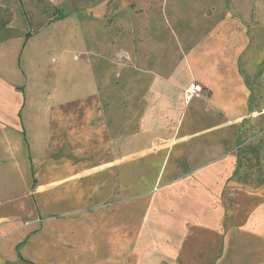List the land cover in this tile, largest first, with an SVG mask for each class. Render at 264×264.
<instances>
[{"label":"rangeland","instance_id":"obj_1","mask_svg":"<svg viewBox=\"0 0 264 264\" xmlns=\"http://www.w3.org/2000/svg\"><path fill=\"white\" fill-rule=\"evenodd\" d=\"M57 8L66 17L51 21ZM26 32L31 35L25 39ZM14 35L26 42L19 60L25 73L27 108L37 110L33 123L25 112L27 129L23 124L15 129L23 136L21 142L12 136L0 138V264H29L28 260L31 264H86L82 245L84 237L92 234L88 219L99 220L105 233H114L115 215L125 211L127 203L136 202L139 254L144 255L143 245L149 239H161L163 206L172 209L170 218L181 217V212L197 218V211L188 209L191 203L183 202L181 195L186 191L194 196L198 181L197 174L181 161L186 158V165L190 164L193 152L187 149L192 150L194 141H185L195 137V142L218 140L220 151L203 155L215 156L226 146L229 155L214 164L217 177L231 171L235 157L234 170L216 195L215 212L223 227L229 220L235 230L244 226L250 215L235 208L242 198L239 187L255 191L264 184V0H0V40ZM9 47L2 49L5 59H11L13 45ZM195 53L200 74L214 80L220 93L215 101L222 110L216 120L207 114L212 104L203 96L197 97L201 115L192 114L191 105L180 104L181 83L189 78L183 63ZM60 58L66 59V65L57 72ZM83 62H88L101 92L99 99L91 87L88 103L109 112L107 141L113 140L110 129L117 118L122 135L133 133L134 147L108 145L105 160L92 152L85 171L79 168L71 175L51 178L50 159L59 152L51 149L53 139L46 143L44 138L50 127L45 110L64 105L58 98L62 90H85ZM123 77L134 80L128 83L133 98L122 87L118 104L123 112L114 115V88ZM151 78L169 79L163 88L173 113L162 114V93L150 90ZM236 81L244 88L243 97ZM71 101L75 107L84 104L81 98ZM157 121H168L169 128L162 125L147 133L146 124ZM255 198L251 193L250 202H256ZM183 203L186 209L179 210ZM53 234L58 237L51 238ZM41 237L40 244L28 249L32 257L25 255L22 247ZM257 245L255 252L264 250V244ZM232 251L235 257L242 255L241 243H235ZM20 254L27 261L19 259ZM249 259L243 258L240 264ZM250 260L261 264L264 257L259 252ZM107 261L114 264L112 258Z\"/></svg>","mask_w":264,"mask_h":264},{"label":"crops","instance_id":"obj_2","mask_svg":"<svg viewBox=\"0 0 264 264\" xmlns=\"http://www.w3.org/2000/svg\"><path fill=\"white\" fill-rule=\"evenodd\" d=\"M25 43L26 42L22 41L21 37H15L0 43V58H4L2 49L13 45L11 48L13 50L10 56L11 59H0V138L2 140L7 139V137L10 139V136H12L14 140L22 141V134L15 129L20 126L22 127V124L24 126L23 117L25 118V112L30 114V123H33L36 119L33 114L37 109L33 106L27 108L28 91L24 79L25 73L19 60L20 52ZM196 51L197 49H195V52ZM61 54L66 56V59L72 60L69 54L62 52ZM15 58L17 59L15 60ZM66 59L63 62L61 58L58 59L57 72H62L65 68ZM81 65L83 66L82 81L88 83L85 90L79 93H73L71 92L73 90L68 88L62 90V92L60 91L61 93L58 94V98L65 102L64 105H54L49 108L48 111L45 110L49 116L47 124L50 125V127L46 131L44 138L46 139V143L49 138L53 139L51 142V149H55L56 154L59 152L56 158L50 159V169L52 171L50 172V174H52L50 175L51 178L71 175L77 172L79 168H82L81 171H85V168H87L90 163V153L92 152L97 153V159L105 160L104 151L105 147L108 145L116 147L125 146L129 143V148L134 147L133 133L129 132L122 135L117 118L115 119L114 127L110 129V132L113 133V140L110 142L109 140L107 141L108 138L105 136L107 130L105 123L107 121L106 114H109V112H107L104 106H99L96 109L91 107L88 103L91 87L97 92V97L99 99H101V92L97 89L98 82L91 78L88 62H83ZM183 68L186 69L189 78L184 80L180 86L181 106L191 105L190 112L194 115L198 113L201 115L200 107H198L199 109L197 108V97L203 96L213 105L209 107L207 114L215 120L218 119L216 116H218V111L222 110V105L221 103L218 104L215 99L220 96V93L216 90V82L207 78L206 75H201V70L197 69V53H195L193 57L188 56L185 59ZM131 81L134 80L123 77L122 81H120V85L115 86L114 93L116 96L114 100L116 102L112 114L120 115L123 112L120 102L118 104V99L120 100L123 95L122 87H124V91L128 88L127 91L130 92L128 97L133 98L131 94L132 87L130 85L128 86V83ZM192 81L200 82L203 86V90L198 96L194 97L188 103H185L182 96L183 90ZM165 82L170 81L169 79L156 80L151 78L150 90L155 88L162 93V114H171L174 111L169 106V98L165 100V95H167V89L163 88ZM236 85L237 88H241V97H243L244 88L242 84L236 81ZM164 92L166 94H164ZM205 92H207V94H205ZM74 98H81L84 104L82 103L81 106L77 107L73 106L71 100ZM192 101L194 102L192 103ZM132 105L128 106L130 112L134 111ZM213 108H216V110H213ZM129 123H132L133 129H135V124L132 120H129ZM211 124L212 122H210V125ZM146 125L147 133L151 132V134L154 128L158 129L162 125L163 129L169 128L168 121L148 122ZM25 128L27 129L28 127L24 126V129ZM195 128L202 129L204 127ZM188 131L191 130H185V132ZM151 134L146 137L149 138ZM33 140H35V138H33ZM195 140H197V137L185 141L187 142L186 144L194 141L192 150L187 149V151L193 152L192 155H190L191 162L187 159L188 163H190L189 165H186V158L185 160L182 158V153H178V156L179 158L181 156L182 159H180L185 167L189 168L193 174H197V185L193 187L194 196H187L186 191L181 192L182 201L185 202V200H188L191 203L188 209L197 211V218H188L186 217V213L183 212H181V214H183L181 217H176L177 219L170 218V216H172V209L167 208L168 204L163 206L161 239H149L146 244L143 245L144 255L139 254V236L135 226V222L137 221L135 210L139 207L138 202L127 203L128 206L124 208L125 211H121L118 215H115L118 216V219L111 221V223H113V229L111 231L114 233H105V229L101 228L99 220L91 218L90 221L88 219L86 225L92 228V234L84 237L83 241L85 240V247L82 245L83 251L86 250L87 252L85 257L87 258L86 264H107L109 258L113 259L114 264H240L243 258L251 259L252 257L258 256L259 252H261V257H264V250L255 252L256 246H259L257 244H264V184L259 186L255 191L249 188L239 187L242 198L241 201L235 204V208L237 207L238 211H242V214L247 211V215H250V217L247 218L244 226L238 228V230H235L233 221L230 220H227L228 222L223 227L221 221L216 218V195L218 192H221L223 186L226 185L227 178L232 174L235 167V157H233L230 163L231 171L226 174L221 172V176L217 177L215 175L216 171L214 170V164L218 159L229 155L226 146L221 148V152L215 154V156H208L207 154H203L210 150H213L214 153L220 151L216 144L218 140L213 141V143L206 139L204 142H195ZM185 142L178 143L177 145H182ZM73 153H78L81 156H78L79 158L70 157L69 155ZM83 162L87 163L84 164ZM217 167L218 165L216 168ZM251 193L257 195V198H255L257 201H254V203L250 202ZM172 208L175 209L176 206ZM178 209H186V203H183V206H179ZM121 217H123V220H121ZM103 220V223H106V220ZM77 222L80 223L81 221ZM151 224L154 226L155 222L153 221ZM53 237L57 238L58 236L53 234L51 238ZM45 238H47V236ZM41 240L43 241L44 238H35L30 244H25L22 247L24 254L30 257L31 253L28 249L36 247L42 242ZM159 241L161 242L160 247L157 246ZM237 242L241 243L243 253L235 257L233 251H229ZM78 245H76L75 250L77 248L80 249ZM73 247L74 246L71 245L72 250ZM116 253H118V257L115 259L117 256ZM18 257L21 260L27 261L25 259L26 257L23 258L21 254L18 255ZM250 259L247 264H256L255 262H251ZM27 262L31 264V261L28 260ZM261 264H264V262L262 261Z\"/></svg>","mask_w":264,"mask_h":264},{"label":"built area","instance_id":"obj_3","mask_svg":"<svg viewBox=\"0 0 264 264\" xmlns=\"http://www.w3.org/2000/svg\"><path fill=\"white\" fill-rule=\"evenodd\" d=\"M203 90V86L198 81L190 82L183 90V101L188 103L194 97L198 96L200 92Z\"/></svg>","mask_w":264,"mask_h":264},{"label":"trees","instance_id":"obj_4","mask_svg":"<svg viewBox=\"0 0 264 264\" xmlns=\"http://www.w3.org/2000/svg\"><path fill=\"white\" fill-rule=\"evenodd\" d=\"M56 15H54L53 19H51V21H56V20H61L63 18L66 17V14L62 11V10H59L58 8L56 9ZM31 35L30 32H26L25 34H23V37L24 38H28L29 36ZM20 35H14V36H11L12 38H15V37H19ZM10 39V38H9ZM5 39L3 40H0V42L4 41ZM264 182V179H262L261 183Z\"/></svg>","mask_w":264,"mask_h":264}]
</instances>
